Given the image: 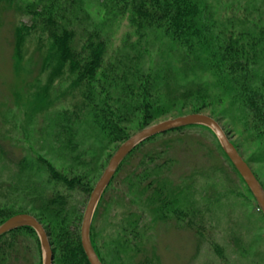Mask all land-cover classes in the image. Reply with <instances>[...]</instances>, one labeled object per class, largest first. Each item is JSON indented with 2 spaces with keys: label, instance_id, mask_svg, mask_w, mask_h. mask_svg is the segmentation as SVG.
<instances>
[{
  "label": "trees",
  "instance_id": "obj_1",
  "mask_svg": "<svg viewBox=\"0 0 264 264\" xmlns=\"http://www.w3.org/2000/svg\"><path fill=\"white\" fill-rule=\"evenodd\" d=\"M257 1L100 0L108 15L126 17L136 35L135 40L126 36L115 49L103 27L93 23L84 0L16 3V10L29 18V23H20L14 30L16 58L22 57L26 38L36 35L41 70L50 69V86L67 74L68 90L77 99L71 108L56 112L49 133L56 159L66 163L67 172L46 156H22L11 181L0 185V225L15 214H31L47 232L53 264H90L81 245L82 214L73 195H90L92 175L84 173V168L109 146L118 147L128 139L131 125L137 131L160 118L204 113L211 105L225 102L221 113L226 118L231 111L241 113L244 128L264 142V2ZM151 33L159 34V46L147 42ZM213 113L210 116L219 122L221 116ZM193 128L213 133L203 125L169 130L144 140L121 162L99 200L90 229L92 246L102 264H160L153 223L174 218L189 229L195 227L194 177L222 168L202 166L191 181L177 180L173 153L180 145L186 149L196 146L200 139L186 131ZM86 135L95 137L98 144L88 152L82 145ZM159 138V145L153 146ZM218 146L264 219L219 142ZM137 154L142 155L131 166ZM0 158L6 160L3 150ZM126 166L123 182L131 195L128 203L139 210L127 209L123 216L109 217L101 240L94 231L98 210L103 205L110 216V207L123 205L126 194L114 196L111 202L104 195ZM214 185L209 187L215 189ZM118 191L119 187L112 193ZM141 210L151 212L152 225ZM199 226L195 231L202 237ZM211 246L221 264H231L220 245ZM41 253L31 227L0 236V264H42Z\"/></svg>",
  "mask_w": 264,
  "mask_h": 264
},
{
  "label": "rangeland",
  "instance_id": "obj_2",
  "mask_svg": "<svg viewBox=\"0 0 264 264\" xmlns=\"http://www.w3.org/2000/svg\"><path fill=\"white\" fill-rule=\"evenodd\" d=\"M19 1L33 0H0V150H3L6 156V162L0 158V185L4 184V181L6 183L11 181L17 169L15 163L24 155L46 156L56 168L67 172L66 163L56 159L59 157L51 143L49 133L56 112L71 108L72 103L77 99V97L73 99L68 90L70 80L67 79V74L58 78L52 87L50 86V69L41 70L42 55L36 35L31 34L26 38L22 46V57L16 58L15 27L20 23H29V18L22 16L15 8ZM241 2L244 3L243 0ZM257 2L262 4L264 0ZM84 3L93 23L103 27L108 35L110 47L117 48L126 36L136 39L134 29L126 17L108 15L101 6L100 0H84ZM158 35L157 33L149 34L146 37L147 42L159 46ZM225 104L224 102L222 105H211L209 109L204 110V113L210 115L212 110L215 117L221 116L220 125L229 139L239 146L243 158L249 162L264 188V142L256 140L251 132L244 128L241 113L231 111L226 118L221 113ZM170 118L172 116L160 118L153 124ZM83 126L85 127V123ZM137 131L134 125H131L130 133L133 135ZM186 131L200 141L196 143V146L188 149L185 148L187 146L180 145L173 153L177 163L172 169L176 175L180 176L176 179L189 182L191 176L193 178L202 166H221L222 170L212 172L211 175L194 177V180H197L193 189L197 211L195 227L199 228V224L201 225L202 237L196 233L195 227L189 229L183 223L178 224L174 218L167 222L158 220L153 223L151 212L144 213V209L141 210L145 221L151 225L153 223L152 233L156 238L157 252L161 258L160 264H221V259L211 246L213 243L223 248L231 264H264V219L252 204L245 185L220 151L218 140L213 133L205 128H193ZM160 142L159 138L153 146ZM82 145L88 152L90 146L98 145L97 139L86 135L82 139ZM116 149L115 145L109 146L104 153L91 162L90 167L88 164L84 168V173L92 175L93 187ZM141 155L134 156V159L130 161L131 166ZM127 172L126 166L119 172L104 195V200L111 202V199L115 200L114 196L126 194L123 205L115 209V206L110 207V216L103 205L98 210L94 231L101 240L106 235L109 217L113 214L123 216L127 209L134 212L139 210L137 205L128 203L131 195L127 194L125 182H123ZM210 184L216 186L215 189L209 187ZM117 187H119L118 193H112ZM88 200L89 195L84 196L79 193L73 195V201L77 202V207L82 214L80 230ZM41 255L43 257V253Z\"/></svg>",
  "mask_w": 264,
  "mask_h": 264
},
{
  "label": "water",
  "instance_id": "obj_3",
  "mask_svg": "<svg viewBox=\"0 0 264 264\" xmlns=\"http://www.w3.org/2000/svg\"><path fill=\"white\" fill-rule=\"evenodd\" d=\"M190 125H203L211 129V131L215 134L223 152L226 154L234 168L245 182L254 197L257 206L264 214V188L254 174L250 165L229 139L220 123L212 116L205 113H191L170 118L137 131L121 143L109 159L103 173L95 183L83 213L80 230L81 245L90 264H102L92 246L90 229L99 200L115 175L121 162L138 144L144 140L169 130ZM24 226L31 227L38 236L43 253L42 264H53L54 253L47 232L44 226L33 215L19 213L11 216L0 225V236L11 230Z\"/></svg>",
  "mask_w": 264,
  "mask_h": 264
},
{
  "label": "bare ground",
  "instance_id": "obj_4",
  "mask_svg": "<svg viewBox=\"0 0 264 264\" xmlns=\"http://www.w3.org/2000/svg\"><path fill=\"white\" fill-rule=\"evenodd\" d=\"M191 114V113H190Z\"/></svg>",
  "mask_w": 264,
  "mask_h": 264
}]
</instances>
